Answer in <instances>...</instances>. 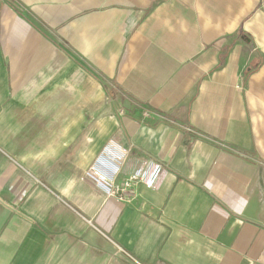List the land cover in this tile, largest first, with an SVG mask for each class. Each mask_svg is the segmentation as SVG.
Segmentation results:
<instances>
[{"label":"crops","instance_id":"obj_1","mask_svg":"<svg viewBox=\"0 0 264 264\" xmlns=\"http://www.w3.org/2000/svg\"><path fill=\"white\" fill-rule=\"evenodd\" d=\"M0 264H264V0H0Z\"/></svg>","mask_w":264,"mask_h":264},{"label":"built area","instance_id":"obj_2","mask_svg":"<svg viewBox=\"0 0 264 264\" xmlns=\"http://www.w3.org/2000/svg\"><path fill=\"white\" fill-rule=\"evenodd\" d=\"M101 157H109L118 164L124 160L125 153L116 146H106ZM101 157H98L89 165L85 172L86 177L91 180L105 195L120 201H131L137 197V188L143 185L147 189H154L163 175V167L152 161H144L140 166L122 182H117L115 173L109 174L101 168Z\"/></svg>","mask_w":264,"mask_h":264},{"label":"trees","instance_id":"obj_3","mask_svg":"<svg viewBox=\"0 0 264 264\" xmlns=\"http://www.w3.org/2000/svg\"><path fill=\"white\" fill-rule=\"evenodd\" d=\"M261 63H262V57L256 55L255 60L253 59L250 65L246 67L244 77H247L251 72L255 71L260 66Z\"/></svg>","mask_w":264,"mask_h":264},{"label":"rangeland","instance_id":"obj_4","mask_svg":"<svg viewBox=\"0 0 264 264\" xmlns=\"http://www.w3.org/2000/svg\"><path fill=\"white\" fill-rule=\"evenodd\" d=\"M88 167H89V166H88ZM87 169H88V168H87ZM87 169H86V170H87Z\"/></svg>","mask_w":264,"mask_h":264}]
</instances>
